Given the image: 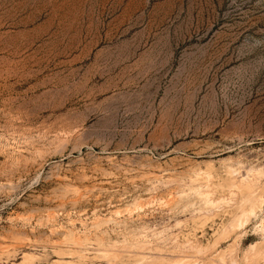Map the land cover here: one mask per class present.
Returning <instances> with one entry per match:
<instances>
[{"label": "rangeland", "instance_id": "374dc122", "mask_svg": "<svg viewBox=\"0 0 264 264\" xmlns=\"http://www.w3.org/2000/svg\"><path fill=\"white\" fill-rule=\"evenodd\" d=\"M0 264H264V0H0Z\"/></svg>", "mask_w": 264, "mask_h": 264}]
</instances>
